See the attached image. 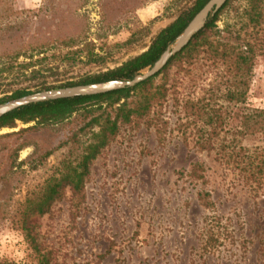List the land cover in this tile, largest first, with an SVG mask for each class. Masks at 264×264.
Wrapping results in <instances>:
<instances>
[{
    "label": "rangeland",
    "instance_id": "1",
    "mask_svg": "<svg viewBox=\"0 0 264 264\" xmlns=\"http://www.w3.org/2000/svg\"><path fill=\"white\" fill-rule=\"evenodd\" d=\"M195 1L8 0L0 4V65L6 54L42 48L21 54L17 63L33 66L5 74L0 98L117 68L145 52ZM250 2L231 0L216 26H234L245 43H255L245 107L264 109V0L257 24L250 22ZM204 49L174 60L156 77L165 98L142 119L119 125L91 161L83 190L74 195L66 188L36 220L38 252L20 229L23 205L47 180L77 165L97 128L81 132L84 122L73 115L0 131V264H40L42 256L49 264H264V174L251 176L250 169L264 161V139L223 130L213 151H198L195 143L210 128L183 110L220 70ZM233 148L241 150L240 172L229 158ZM196 163L203 164L204 179L188 176ZM201 192L208 197L201 200Z\"/></svg>",
    "mask_w": 264,
    "mask_h": 264
},
{
    "label": "trees",
    "instance_id": "2",
    "mask_svg": "<svg viewBox=\"0 0 264 264\" xmlns=\"http://www.w3.org/2000/svg\"><path fill=\"white\" fill-rule=\"evenodd\" d=\"M8 0H0V4H8ZM208 0H196L193 6L183 12L172 24L160 31L151 41L148 49L138 56H135L121 66L107 71L102 75L88 78L77 84H66L58 87H42L35 92L26 90L15 91L9 97L0 98V104L23 97L32 93L57 88L86 85L109 80L124 79L130 80L135 75L148 67H151L160 57L166 47L183 31L191 18L205 5ZM231 0L222 9L210 18L199 34L177 55H175L167 66L155 77L145 81L132 89H124L103 95L90 97H77L73 99H62L23 107L0 118V131L2 129H14L16 123L24 125L37 123V125L56 124L68 120L73 115L84 122L81 132L97 128L92 133L91 142L83 150V154L75 167L69 164L66 171L60 177H53L47 180L41 190L26 199L20 213V229L24 235L25 242L38 252L36 243V220L46 215L52 205L60 200L66 188L75 195L83 190V179L88 175L91 161L106 147L118 131L119 125L129 124L134 119L145 117L154 102L163 100L166 96V89L163 84L154 85V80L162 74L170 64L186 55L191 58L198 53L199 48L205 47L201 53H206L209 60L216 69H220L207 89L203 91L202 97L196 101H187L183 110L186 117L192 118L193 122H202L203 127H209L206 137L201 136L195 143L198 151H213L215 141L219 133L227 130L234 135H258L264 139V109H248L245 107L247 95L250 90L253 60L256 53L255 43H245L240 35V30L234 26H225L223 30L217 29L216 23L220 15L226 9ZM260 0H251L249 18L251 23H256L260 17L258 12ZM7 6V5H6ZM9 10L6 9L5 12ZM257 24V23H256ZM11 27V26H10ZM214 38L211 40V38ZM26 49L23 53H9L4 55L5 61L0 65V80L5 74H11L14 69L25 70L33 63H17L21 54L38 50L40 47ZM38 54H42L38 51ZM32 71L31 75H36ZM222 101L221 104L219 102ZM223 104L231 107L223 112ZM228 107V108H229ZM228 110V111H227ZM36 126L20 129L17 133L22 134L35 130ZM77 134L74 135L76 142ZM232 143V142H231ZM224 149V148H223ZM241 150L231 149L229 158L233 159L235 168L242 170L239 166ZM203 164L191 165L188 176L192 180L204 179ZM253 169L251 176L264 174V161L251 165ZM255 170V171H254ZM200 199L208 197V193L198 194ZM204 202V201H203ZM206 202V201H205ZM203 206L213 207V203L206 202ZM40 264H49L45 256L41 257Z\"/></svg>",
    "mask_w": 264,
    "mask_h": 264
},
{
    "label": "water",
    "instance_id": "3",
    "mask_svg": "<svg viewBox=\"0 0 264 264\" xmlns=\"http://www.w3.org/2000/svg\"><path fill=\"white\" fill-rule=\"evenodd\" d=\"M227 1L228 0H208L191 18L175 40L166 47L158 60L151 67L141 71L132 79H116L32 93L0 104V118L13 111L34 104L62 99H73L77 97L103 95L124 89H132L137 85L148 81L159 74L167 66L169 61L190 43L195 35L203 31L208 20L213 18L220 11Z\"/></svg>",
    "mask_w": 264,
    "mask_h": 264
}]
</instances>
